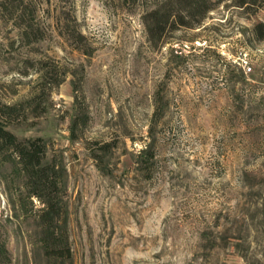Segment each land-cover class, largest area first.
<instances>
[{"label": "rangeland", "instance_id": "374dc122", "mask_svg": "<svg viewBox=\"0 0 264 264\" xmlns=\"http://www.w3.org/2000/svg\"><path fill=\"white\" fill-rule=\"evenodd\" d=\"M4 105L63 169L72 251L47 258L7 165L12 264H264V6L0 0Z\"/></svg>", "mask_w": 264, "mask_h": 264}, {"label": "trees", "instance_id": "16d2710c", "mask_svg": "<svg viewBox=\"0 0 264 264\" xmlns=\"http://www.w3.org/2000/svg\"><path fill=\"white\" fill-rule=\"evenodd\" d=\"M216 1H231L233 5L247 11H255L264 6V0ZM155 13L159 12L154 11ZM159 18L162 21L159 22L158 27L166 25L170 16L165 12ZM15 113H17V106L0 107V169L7 165L11 167L10 173L6 175V178H9L7 181L9 188L14 187L16 180L20 182L21 189H19L17 202L22 215L27 216L29 213L26 207L28 202L32 204L31 210H33L34 197L43 205L35 214L38 219L37 226L42 229L40 233L46 234L41 239V247L51 262H64L71 259L72 251L68 230L66 226L61 225L67 222L66 203L63 197V169L55 162L48 160L47 144L44 138L20 139L7 128V124L13 120ZM13 204H15L14 201ZM0 264H12L7 240L1 231Z\"/></svg>", "mask_w": 264, "mask_h": 264}]
</instances>
